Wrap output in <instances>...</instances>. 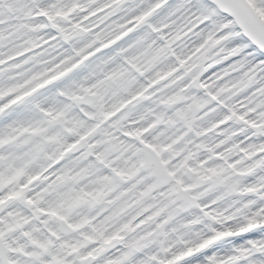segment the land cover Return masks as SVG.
Returning <instances> with one entry per match:
<instances>
[{
	"label": "snow or ice",
	"instance_id": "1",
	"mask_svg": "<svg viewBox=\"0 0 264 264\" xmlns=\"http://www.w3.org/2000/svg\"><path fill=\"white\" fill-rule=\"evenodd\" d=\"M0 264H264V0H0Z\"/></svg>",
	"mask_w": 264,
	"mask_h": 264
}]
</instances>
